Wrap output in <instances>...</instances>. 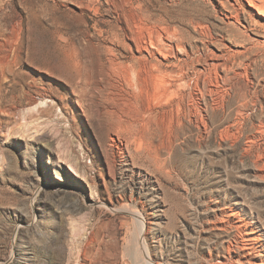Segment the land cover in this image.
Returning a JSON list of instances; mask_svg holds the SVG:
<instances>
[{"label": "rangeland", "instance_id": "374dc122", "mask_svg": "<svg viewBox=\"0 0 264 264\" xmlns=\"http://www.w3.org/2000/svg\"><path fill=\"white\" fill-rule=\"evenodd\" d=\"M257 1L0 0V264H264Z\"/></svg>", "mask_w": 264, "mask_h": 264}, {"label": "bare ground", "instance_id": "6f19581e", "mask_svg": "<svg viewBox=\"0 0 264 264\" xmlns=\"http://www.w3.org/2000/svg\"><path fill=\"white\" fill-rule=\"evenodd\" d=\"M220 1V0H219ZM249 6H252V7H254V8H258V9H261V8H263L262 6H259V4H258V1L257 0H249ZM260 11V10H259ZM136 13H137V11H136ZM231 15V14H230ZM224 18V17H223ZM202 32V31H201ZM201 34V33H200ZM183 41V40H182ZM177 45V44H176ZM181 48V47H180ZM141 49V48H140ZM177 51V50H176ZM221 51V50H220ZM159 52V51H158ZM180 52V51H179ZM191 53V52H190ZM215 58V57H214ZM195 59V58H194ZM219 63V62H218ZM147 64V63H146ZM198 64V63H197ZM206 64V63H205ZM214 65V72H215V79H214V85L213 86H216L218 83H219V76H220V74L218 73V66L220 67V63L219 64H216V63H213ZM239 65V64H238ZM152 67V66H151ZM150 67V68H151ZM196 68V67H195ZM207 72V71H206ZM152 73V72H151ZM178 73V72H177ZM202 74V73H201ZM219 74V75H218ZM214 75V74H213ZM198 77V76H197ZM164 79V78H163ZM220 79H221V77H220ZM192 81V80H191ZM211 82H212V80H211ZM154 83V82H153ZM190 83V82H189ZM196 83V82H195ZM228 83V82H227ZM216 84V85H215ZM232 88V87H231ZM196 93V92H195ZM206 94V93H205ZM208 94V93H207ZM182 95V94H181ZM210 95V94H209ZM228 96V95H227ZM205 97V96H204ZM226 98V97H225ZM221 105V104H220ZM197 110V109H196ZM244 110V109H243ZM196 113V112H195ZM246 113V112H245ZM244 115V114H243ZM205 126V125H204ZM262 131V130H261ZM254 135V134H253ZM263 136V135H262ZM256 139V138H255ZM225 140V139H224ZM235 141V140H234ZM231 142V141H230ZM263 144V143H262ZM246 146V145H245ZM259 146V145H258ZM263 152V151H262ZM257 154V153H256ZM256 163V162H255ZM130 213V212H129ZM134 217H135V219H136V221H137V225H138V229H139V233H140V235H141V238H140V240H141V247L144 249V252H145V258H144V260L147 262L146 264H153L152 263V261H151V259H150V257L148 256V250H147V247H146V243H145V233H146V227H147V225H146V221H145V219L141 216V214L140 213H138V212H135L134 213ZM239 222L240 221H235L234 222V224H235V227L237 228V230H238V233L240 234V237L239 236H237V237H239V240L241 241V245H240V247H239V249H240V252H241V255H244V257L246 258V259H249V261L248 260H245L246 262L248 261V263L249 264H251L252 262L254 263V262H256V260H257V256H251L250 255V253H249V251L250 250H254V244L255 243H253L254 242V239L255 240H257V236L255 237L254 236V232L255 231H253L254 229L253 228H250V230L252 231L251 233V235H248V233H247V231H246V229H247V227L246 226H242V224H239ZM234 226V225H233ZM236 228H234V229H236ZM249 234H250V232H249ZM249 236V238H247ZM264 238V237H263ZM238 241V240H237ZM239 242V241H238ZM240 244V243H239ZM137 246H140V245H137ZM242 246V247H241ZM258 252L257 251H255V253L254 254H257ZM240 255V256H241ZM147 257V258H146ZM225 257V256H224ZM242 257V256H241ZM241 257H239V259L241 258ZM259 259V258H258ZM257 263V262H256ZM221 264V263H220ZM255 264V263H254ZM257 264H260V263H257Z\"/></svg>", "mask_w": 264, "mask_h": 264}]
</instances>
